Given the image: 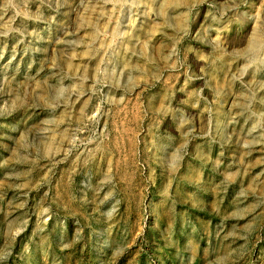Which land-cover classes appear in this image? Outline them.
Masks as SVG:
<instances>
[{"label": "rangeland", "instance_id": "374dc122", "mask_svg": "<svg viewBox=\"0 0 264 264\" xmlns=\"http://www.w3.org/2000/svg\"><path fill=\"white\" fill-rule=\"evenodd\" d=\"M164 1L0 0V264H264V0Z\"/></svg>", "mask_w": 264, "mask_h": 264}, {"label": "bare ground", "instance_id": "6f19581e", "mask_svg": "<svg viewBox=\"0 0 264 264\" xmlns=\"http://www.w3.org/2000/svg\"><path fill=\"white\" fill-rule=\"evenodd\" d=\"M186 2V1H185ZM263 2V1H262ZM69 3V2H68ZM165 3H168V1L167 0H165L164 1V4ZM127 7V6H126ZM163 7V6H162ZM83 8V7H82ZM114 8H116V7H114ZM113 8V9H114ZM175 8V7H174ZM94 9V8H93ZM128 9V8H127ZM163 9V8H162ZM177 9V8H176ZM116 10V9H115ZM144 10V9H143ZM131 11V10H130ZM179 11V10H178ZM161 12V11H160ZM159 12V13H160ZM261 13V12H260ZM138 14V13H137ZM135 15V14H134ZM133 15V16H134ZM141 15V14H140ZM158 15H160V14H158ZM261 15V14H260ZM256 16V15H255ZM100 17V16H99ZM122 17V16H121ZM136 17V16H135ZM252 17H254V16H252ZM259 17V16H258ZM101 18V17H100ZM105 18V17H104ZM180 18V17H179ZM160 21V20H159ZM95 22H96V20H95ZM128 22V21H127ZM180 22V21H179ZM101 23V22H100ZM100 23L98 24V25H100ZM128 24V23H127ZM132 25H134V24H131V26ZM178 25V24H177ZM211 26V25H210ZM93 27V26H92ZM103 28V27H102ZM116 28V27H115ZM213 28V27H212ZM264 28V27H263ZM106 29V28H105ZM117 29V28H116ZM158 29V28H157ZM100 30V29H99ZM153 30V29H152ZM220 30V29H219ZM103 31V30H102ZM123 31H124V29H123ZM167 31V30H166ZM108 32V31H107ZM106 33V32H105ZM154 33V32H153ZM100 34V33H99ZM98 34V35H99ZM125 34V33H124ZM107 35V34H106ZM109 35V34H108ZM117 35V34H116ZM123 35V34H122ZM94 36V35H93ZM96 36V35H95ZM103 37V36H102ZM102 37H101V39H102ZM113 37V36H112ZM116 37V36H115ZM122 37V36H121ZM96 39H97V37H95ZM111 38V37H110ZM124 38H125V35H124ZM105 39V38H104ZM262 40H263V35L261 34V33H259V31H255L254 32V34H253V37H252V43H251V50L252 51H255L256 50V48H257V50H258V48L260 47L259 45L262 43ZM114 41V40H113ZM92 42H93V40H92ZM87 44V43H86ZM104 44V43H103ZM108 45V44H107ZM110 45V44H109ZM94 46V45H93ZM155 46V45H154ZM114 49V48H113ZM116 49V48H115ZM167 49V48H166ZM107 52V51H106ZM132 52V51H131ZM142 52V51H141ZM156 54V53H155ZM169 54V53H168ZM171 54V53H170ZM138 55V54H137ZM139 56V55H138ZM262 56V55H261ZM93 57V56H92ZM243 57H244V55H243ZM103 58V57H102ZM170 58H171V55H170ZM160 66H162V65H160ZM233 66V65H232ZM93 67V66H92ZM149 67V66H148ZM130 70V69H129ZM159 73V72H158ZM142 74V73H141ZM226 75V74H225ZM135 77V76H134ZM138 77V76H137ZM136 77V78H137ZM240 77V76H239ZM160 78V77H159ZM224 80V79H223ZM230 84V83H229ZM222 87V86H221ZM191 96V95H190ZM196 105V104H195ZM163 108V107H162ZM181 122V121H180ZM258 125V124H257ZM53 136V135H52ZM66 136V135H65ZM63 138V137H62ZM48 142V141H47ZM46 144V143H45ZM56 145V144H55ZM136 147V146H135ZM134 147V148H135ZM52 149V148H51ZM94 157V156H93ZM195 169V168H194ZM172 172V171H171ZM174 172V171H173ZM177 173V172H176ZM200 175V174H199ZM176 177V176H175ZM172 178V177H171ZM181 179V178H180ZM187 183V182H186ZM185 183V184H186ZM171 185V184H170ZM170 188V187H169ZM166 189V188H165ZM167 191V190H166ZM167 193V192H166Z\"/></svg>", "mask_w": 264, "mask_h": 264}]
</instances>
